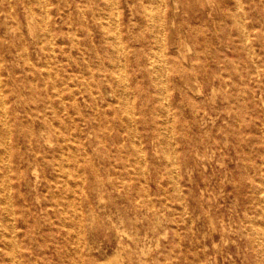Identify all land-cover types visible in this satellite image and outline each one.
<instances>
[{
	"label": "bare ground",
	"instance_id": "bare-ground-1",
	"mask_svg": "<svg viewBox=\"0 0 264 264\" xmlns=\"http://www.w3.org/2000/svg\"><path fill=\"white\" fill-rule=\"evenodd\" d=\"M181 1L184 2L136 0L155 43V49L144 65L146 79L151 84V88L147 89L140 79L131 81L129 78L122 44L123 31L125 28L130 31L133 25V12L123 27L120 22L121 8L127 6L131 9L134 2L0 0L2 23H11L10 27L15 24L21 27L24 16L27 33L30 35V40H25L22 32L19 40H0V238L6 255L15 264H20V258L25 255L17 241L16 229L18 220L26 221V214L15 210V202L20 199L27 207L25 202H28L29 192L22 187L21 179L28 169H32L37 177L39 164L46 178V183L35 186L34 197L38 203L40 219L37 227L47 224L60 230L72 226L78 235L82 227L85 200L82 171L85 164L93 165L94 155H97L112 185L116 184L112 183V179L117 169L129 175L132 166L137 177L147 174L149 164L142 149V137L146 134L151 142L160 146L168 182L174 187L173 200L186 208L178 180V173L186 159L205 164V149L210 152V164L213 161L220 164L218 157L213 158V148H220L218 135L242 131L264 134V40H258L257 46L251 40V75L245 80L240 75L229 83V74L223 72L225 67L220 63L216 66L210 63L216 58L210 49L207 33L203 32L201 38L191 23L197 10L194 3L198 0H185L182 12L189 15L184 20L185 27L180 26L182 22L177 18L180 15L177 4ZM199 1L202 6L217 1L223 18L228 21V15L232 16L239 37L251 38L252 34L245 22L248 13L245 0ZM256 1L264 6V0L248 2L255 6ZM232 3L242 9L241 14L229 13ZM76 16L85 22L94 21L103 32L105 40L110 42L111 48L107 62L100 57L97 68L86 59V71L66 73L69 56L64 40L69 38L68 33L56 31L54 26L59 19L69 24L75 21ZM216 28L220 29V26ZM174 33H179L180 37L174 38ZM55 38L56 48L52 46ZM172 47L174 50L171 51ZM257 57H262V61ZM225 59L230 62L226 56ZM15 67L21 70L20 78L16 75ZM236 69L240 73V69ZM204 79L212 81V91L216 82L222 88V102L225 106L220 108L224 122L212 127L206 125L202 131L199 116L204 118L211 114V106L190 105L189 113L193 121L188 128L186 122L176 116L170 96L172 90H178L180 101L189 90L202 94L203 89L200 88L203 87ZM196 82L201 83L200 88L195 86ZM72 86L77 87L78 91H72ZM22 90L26 91L28 99L23 98ZM110 95L112 99H108ZM243 96L250 99L253 105L261 98V117H254L250 112L244 123L240 121L234 108ZM80 97L84 107L90 106L91 113L82 112ZM81 121L89 126L87 132L83 131ZM139 121L146 124L143 130L138 128ZM191 132L194 135H190ZM91 133L94 137L89 140L87 136ZM103 136H106V140ZM185 146L191 149L185 151ZM129 147L131 150H128ZM228 149L233 151V157L240 164L248 166L247 158L233 140ZM67 165L71 169H65ZM250 166L253 171L256 170L251 160ZM73 170L76 178L70 194L72 200L67 201L60 197H64L67 192L69 175ZM47 172L51 175L47 176ZM52 180L60 182L61 187L57 192L49 189ZM237 190V200H244L242 187L237 186ZM250 191L253 192V189ZM146 204L147 208L153 209L150 196ZM170 209L174 211L172 205ZM68 215L71 216L70 224L66 220ZM248 224L241 219L236 228L248 246L247 251L241 250L240 264H264V218H248ZM226 230L222 223L221 233ZM120 246L105 262L127 264ZM197 264L207 263L199 257Z\"/></svg>",
	"mask_w": 264,
	"mask_h": 264
},
{
	"label": "rangeland",
	"instance_id": "rangeland-1",
	"mask_svg": "<svg viewBox=\"0 0 264 264\" xmlns=\"http://www.w3.org/2000/svg\"><path fill=\"white\" fill-rule=\"evenodd\" d=\"M129 1L134 2L133 9L124 6L120 15L121 26H126L133 12L132 24L136 26L132 25L130 31L126 28L123 31L122 44L128 74L131 81L138 78L145 88L150 89L151 84L146 79L144 65L152 55L155 43L150 28L138 10L136 0ZM183 1L177 4L180 14L177 18L182 22L181 27L186 26L184 20L189 16L182 12L185 0ZM245 1L248 8L245 22L252 34L249 39L239 37V30L234 25L231 15H228V21L223 18L217 1L205 6H202L199 0L194 3L197 10L191 23L201 38L203 32L207 33L210 49L217 59L210 63L213 66L220 63L225 67L223 72L229 74V83L240 75L243 80L251 75L253 65L251 40L256 46L258 40H264V6L258 1L254 3L255 6L248 2L250 0ZM208 9L211 11L208 12ZM239 9L237 4L232 3L228 11L231 14H241L242 9ZM22 21L21 27L16 24L10 27L11 23L5 25L2 23L0 11V40L3 38L19 40L20 32L23 33L25 40H30L24 16ZM218 25L220 29L216 28ZM54 30L68 33L69 38L64 40L69 56L66 73L86 71V59L94 68H97L100 57L107 62L110 42L105 40L103 32L94 21L85 22L76 16L75 21L64 24L59 19ZM173 37L177 39L180 34L174 33ZM56 40V38L53 40L54 48ZM225 56L230 62L226 61ZM257 58L262 61V57ZM236 67L240 69V73ZM14 70L20 78L22 75L20 68L15 67ZM200 85V82L195 84L198 88ZM71 89L74 92L78 91L75 86ZM200 89H203L202 94L187 91L182 101L178 90H172L170 97L176 116L185 121L188 128L193 121L189 113L190 105H210L211 114L205 115L204 118L199 116L201 130L204 131L206 125L212 127L224 122L220 108L225 105L222 102L223 90L217 82L212 91V81L204 79L203 87ZM22 96L25 100L29 98L25 90H22ZM110 96L108 99L113 98ZM260 99V97L257 99L255 105L244 96L239 99L240 103L235 105L234 109L241 122L244 123L250 112L257 118L262 116L263 107ZM82 100L80 97L82 112L91 113L90 106L84 107ZM71 109L72 107L69 108ZM80 124L84 132L90 129L84 121ZM145 125L142 121L138 122L140 130H143ZM190 135L194 134L191 132ZM93 137V133L87 136L89 140ZM88 139L86 141L90 145ZM103 139L106 140V136H103ZM232 140L247 158V167L240 164L233 157V151L228 149ZM217 142L220 148H213V158L218 157L220 164L215 161L210 164L208 159L210 152L203 149L205 164H197L186 159V163L180 168L178 173L180 195L186 202V208L173 200L174 187L168 182L160 146L151 142L146 134L142 137V149L149 164L147 174L137 177L132 166L130 176L117 169L112 179V183L116 184L112 185L107 178L106 170L102 168L97 155H94L93 165L85 164L82 171L85 200L82 227L78 235L72 226L60 230L47 224L37 227L40 219L38 203L34 197L35 186L46 183V178L43 177L44 171L39 164L37 177L32 169H28L21 179L22 187L29 192L28 202H25L27 207L20 199L15 202V210L26 214V221L18 220L16 229L17 241L25 253L20 258V264H117L116 261H105L119 245L127 264H197L199 257L207 264L216 262L240 264L241 250H248L247 243L243 242L242 237L236 232L240 220L244 219L249 226L248 218H264V134H252L247 131L224 133L218 135ZM184 149L187 151L191 148L185 146ZM128 150H131V147ZM153 153L155 155H152ZM250 160L255 165V171L250 166ZM65 169H71L70 165ZM50 175L47 172V176ZM69 178L67 192L64 197H60L67 201L72 200L70 194L76 178L74 170ZM51 183L52 187L49 189L57 192L61 187L60 182L52 180ZM237 186L242 187L244 200H237ZM251 188L253 192L250 191ZM149 196L152 198L153 209L147 208L146 199ZM171 205L174 211L170 209ZM66 220L70 224L71 216L68 215ZM222 223L227 228L223 234L220 231ZM2 244L3 240L0 238V264H15L6 255Z\"/></svg>",
	"mask_w": 264,
	"mask_h": 264
}]
</instances>
